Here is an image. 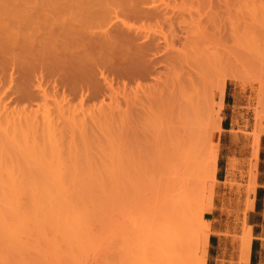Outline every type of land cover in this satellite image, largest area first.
Instances as JSON below:
<instances>
[{
  "label": "rangeland",
  "instance_id": "rangeland-1",
  "mask_svg": "<svg viewBox=\"0 0 264 264\" xmlns=\"http://www.w3.org/2000/svg\"><path fill=\"white\" fill-rule=\"evenodd\" d=\"M249 1L165 0V3L168 2V5H165L164 1H158L157 4L164 3V6L162 4L161 7H164V11H166V15L164 14L166 18L167 16H173L172 20L166 19L169 22L157 20L156 18L141 19L143 21L142 23L139 18L137 20L133 16L127 17L126 20L130 24L136 25L135 27L139 26L143 28L142 25L144 24L146 26H144L145 29H150L148 32H156L158 30V33L153 32V34H158L157 37L159 38L162 36L160 40L163 39V32L167 35H171L172 32V34H175L176 32L184 40L185 32L182 30V27L186 24V21H188L187 24L192 22L196 28L193 26L194 30L192 31V24H189L191 26V33H195V35L200 34L203 38L200 40V49L191 48L189 49L190 52L186 51V56H183L186 57L184 63L185 71L188 68V71L196 68V64L199 63L197 61L193 63L195 62L193 60H190L192 61L190 62L189 59L192 58L189 56H201V51L203 50L204 53L207 50L205 47L206 44L207 47L215 46L214 50L216 49L217 54H220V57L223 59H220V62L214 67H217V69L215 70L213 68L214 71L212 70L208 74L210 77H207V80L210 82L204 79V82L207 84L206 86L210 88V99L215 106L214 112L206 118V122L209 124L210 131L212 132L210 143L214 148H219L214 206L206 209L204 220L215 226L212 228L209 236V242L213 245L210 264L236 263V255L239 252V247L236 245L235 239L241 235V228L245 222L250 224L249 214L253 208H250L251 204L249 202L254 204L255 199L257 200L258 208L262 215L260 216V224L255 227L253 234V260L255 264H264V58L259 57L252 47L255 41L264 42V9L258 7V14H254L257 17H252L251 19L246 17V19H243L242 14L247 13V16H251V13L255 10L254 5ZM261 1L262 3L257 2L256 4L261 6L264 4V0ZM107 3L105 0H0V38H2V41L1 39L0 41L3 44V46L0 45L2 51V53L0 51V153L2 151L0 163L1 161L4 163L3 161L5 160L4 166H2V163L0 164V167L2 166V170L0 171L5 170L3 167H11V171L10 169H6L7 171H3V173H7L8 171L13 173L14 167H17L16 174L8 172L9 182H11V185L9 183V187L8 179L6 178L7 174L5 173L6 185H4L5 183L2 179L4 176L2 175L3 177L0 178L2 182H0V224H2V226L0 225V264H142V259L147 255L146 264H149V261L150 264H155V254L150 253L153 248L155 251L157 248V251L160 252V249L156 245H153L154 247L152 246V248L150 247L151 244H148V246L150 245L151 252L144 245L147 249L146 251L150 253L145 252L146 256L141 258L142 250L140 251L139 248H145L142 245L143 242L140 243V241H142L145 233L150 232L149 235H151L155 231L153 228H150L152 230L151 232L148 227L151 223L150 215L152 216L151 211L156 191H154V173L151 172L150 162L140 156V154L143 155V152L139 151V156H136L138 151L135 150L136 148L133 144H135V141H138L136 139L133 141V138H141V135L136 134V126L132 125V123L135 124L136 108L139 107L136 104H132L135 95L133 91L136 89L135 85L138 83L146 87L147 85H152V83L155 84L156 79L152 75H148V78L146 76V79L145 77L144 79L143 77H133L132 79V76H126L121 70H118L119 67L116 68L117 65L116 67L110 65V67L114 66L113 68H109V66L99 67V65L97 66L99 70L94 71L93 69L91 72L92 78L96 79H91L88 84L91 82L90 85L94 88L97 87L98 90H93L91 86L92 88L90 89L94 93L96 91V94H98L101 90L102 92L96 95L97 97L94 95V98L91 96L93 95V91L90 94L91 90L87 89L84 91L87 92L82 97L83 91L79 90L78 92L80 93L76 92V94L70 93L65 87L63 89V85L60 82L59 84L62 86L55 83L59 80L55 79L54 77L56 75L54 76L53 74H57L58 71L52 69V72H48L47 69L50 66L52 67V65L46 64L47 66L39 67L36 72H33L30 69H26L27 62L29 63V57L27 62L25 60L22 63L19 62L24 58V54H26V51L24 52L23 48L20 51V46L17 45L18 43H15L18 42L16 40L20 39L21 36L26 35L25 37H21L19 43L23 44L20 41H24L25 46H27L26 48L29 46L32 49L35 45L39 49L35 37L30 38L35 34L34 31L36 32L35 36L39 40L41 37L46 38L50 36L51 32H58L56 30L58 28H61V30L69 29L74 32L78 31L79 28L82 30V22L80 21L78 23L80 16L82 19L84 18L83 16L87 17L84 18L85 20L83 19V24L86 23L84 21L89 19H95L94 21L98 22L99 17H102L101 19L103 17L105 18L107 9L112 7ZM106 6H108L107 9L105 8ZM167 11L170 12L167 13ZM240 11L241 15H239ZM96 12L101 13L100 16ZM88 14L90 16L93 15L92 17L94 18H89ZM95 14L98 18L97 21L94 16ZM123 18L125 19V17ZM35 19L39 22L35 23L34 21H37ZM40 22H42V25ZM54 22L57 23L54 24ZM246 22L251 23L244 26ZM27 23L29 24L27 25ZM34 23L36 24L35 27H33ZM44 23L45 25H43ZM171 23L173 24L171 25ZM63 24L66 26H63ZM12 25H18V27ZM46 25L50 26L46 28ZM236 25H239L240 28H237ZM256 25L260 26V28L256 27ZM73 26L77 29H73ZM49 27L52 28L50 29ZM45 28L52 31L49 33ZM161 29L163 32L160 31ZM233 29H235V32ZM160 43L162 45L164 42L161 41ZM13 44H16V46H13ZM7 45H11L13 48ZM163 45L161 47L163 50L160 48L156 54L157 56L155 55L156 57H162L161 55L164 54L162 52L164 51ZM176 45L179 49L181 43L178 42ZM242 45L249 47H244L246 50L248 49V51L245 50L243 52L244 54L240 52V50H244ZM21 46L23 47L24 45ZM14 47H16L15 49L19 48L18 51L20 53ZM7 48H9V51H7ZM53 51L60 52V49ZM8 52L12 53V55ZM198 53L199 55H197ZM183 54L185 53L183 52ZM29 55L32 54L30 53ZM15 60H17L18 65L15 64L16 62H13ZM188 62L189 65L190 63L193 64L190 66L186 65ZM159 64L157 65L158 69L167 71L164 63L160 64L162 67ZM40 68L41 70L43 68L46 70L43 69L41 71ZM100 68L104 74L100 72ZM40 73L41 76L42 73L45 75L43 74L40 77ZM51 73L53 77L49 76ZM70 73L68 71V79L70 78ZM59 74L60 72L57 75L59 76ZM102 74L103 76H107L106 79L109 82L106 79V81L104 80ZM93 75L97 76L95 77ZM52 79L57 81L54 82ZM94 81L97 82V85L100 82L99 87H102L99 88L96 86ZM42 82L43 85L39 87L38 85L40 84L38 83L42 84ZM110 85H112L111 88ZM54 86L56 87L54 88ZM42 89H46L45 93L48 92L46 94L48 96H45V98L43 96L44 94L42 95L44 92L41 91ZM225 90L230 93V98L228 100L229 104L224 106L223 95ZM97 91L99 92L97 93ZM139 92H141L139 95L141 94L145 98V94L142 91ZM85 94L88 97H85ZM112 96H116L120 102H115L117 100L116 98L112 99ZM84 97L85 102L83 101L82 103ZM66 101L69 102L68 108L66 107L67 105L61 106V103L65 104ZM111 102L114 103V106ZM56 103L61 106H59L60 109ZM98 106L99 108L103 107V110L101 108L98 109ZM64 107L68 110L64 109ZM70 107L71 109L73 108L71 110L73 113L70 112L73 114H71L72 117L69 115ZM75 109H78L76 111L77 113H74ZM44 110L48 111L46 113L47 115L50 110V113L53 114L52 117L57 121L53 118L50 120L52 122L55 121L57 123L56 125L59 123L61 128L56 126L55 129V123H53L54 130L51 127H43V121L45 120L42 118V115H45L43 114L45 112ZM60 114H62L61 117ZM25 115L27 116L25 117ZM224 115H227V124L222 122ZM16 117L17 119L13 120ZM28 117L30 122L26 120ZM47 117L49 118L51 116L48 115ZM18 119L23 121L21 122ZM130 120L131 122H129ZM127 121L129 124L131 123V126H126ZM141 125L146 130L149 128L146 122H143ZM224 125L228 128L227 130H223L222 126ZM121 127L123 130H121ZM42 130L43 132H41ZM45 130L47 134L43 136ZM48 131L52 132V134L49 133L51 137H49ZM63 133L66 134L65 137L61 135ZM60 137H63L65 141L63 138L61 140ZM58 138L60 139L59 142ZM49 139H51L50 142L47 141ZM4 143L8 147L10 146L9 148L12 151L7 150L8 147ZM51 144L54 145V149L49 146ZM48 149L51 150L48 151ZM57 150L60 158L56 154ZM48 152L50 154L53 152V157ZM137 157L139 158L137 159ZM132 159L134 161L137 159L140 165ZM13 162L17 165H13ZM57 163L59 169L52 171V169H56L53 166ZM27 172L29 174L31 173L30 175H34L32 176L33 180L31 176L29 178ZM55 172L58 174L62 172L61 176H58V179L56 176L57 173ZM52 174L56 176L53 177V182L50 180ZM36 175L39 176V179L42 178L40 179L41 182L44 178L42 175L46 176L44 181L48 183L43 181V184H38L40 182L38 179V186H36V182H34V180H37ZM55 179L60 181L57 183ZM19 180L22 181L19 182ZM25 181L30 186L24 184L23 182ZM26 188L28 190L31 189V191L33 188L34 191L30 192L31 195H29ZM11 189H13V192H11ZM16 189L19 192L14 191ZM247 189L250 190L249 193ZM35 190L37 191V200H34L32 195L34 194L35 197ZM49 190L51 191L50 193ZM19 193L21 194L19 195ZM41 194H44V196ZM51 194H55V196ZM30 196H32V200ZM50 196L55 198H51ZM40 197L42 200H39ZM45 197H50L49 200L52 203L54 202L51 205V202L48 201L52 206H49L50 209H48L49 203H46L48 199L44 200L46 199ZM44 201L47 204L46 206ZM51 208L56 209L54 211ZM13 210H16V212ZM56 210L61 212L60 215H58L59 212ZM49 212H52L55 216ZM252 219H255V216H252ZM63 222L64 224L62 225ZM146 222H149L148 225ZM139 224L140 227L143 226L142 231L138 226ZM134 231L138 234L136 235ZM139 234L141 235V239ZM212 234L214 235L213 238H211ZM146 237L148 238L149 236L146 234ZM15 239H17L16 242ZM148 241L150 243V240ZM145 242L146 240L144 238ZM202 242L203 240L201 244ZM12 243L15 245H12ZM208 245H205L206 250H208ZM205 257L207 260V256Z\"/></svg>",
  "mask_w": 264,
  "mask_h": 264
},
{
  "label": "bare ground",
  "instance_id": "bare-ground-1",
  "mask_svg": "<svg viewBox=\"0 0 264 264\" xmlns=\"http://www.w3.org/2000/svg\"><path fill=\"white\" fill-rule=\"evenodd\" d=\"M105 1H107L108 2L107 4H110L112 7L110 5H108L111 7L110 9H107L108 6L105 7L107 9V14H106L105 18L103 17V19H101L102 17H99L100 19H98L96 14H99L98 16H100L101 13L96 12V14L94 16L96 17V21L98 19V22H95L94 21L95 19L94 20L92 19V18H94V17H92L93 15L90 16L89 15L90 13H89L88 17L89 18L92 17L91 18L92 20H90L89 18L88 19L92 22H90L89 20L86 19L89 22L87 23V21H84L86 23L83 24V19L87 18V17L83 16L84 18L82 19L81 16L79 15L80 20L78 23H80V21H81L82 27L79 26L78 24H76V25L83 28L82 30H80V28H79L78 31L74 32V31L69 30V29L61 30V28L60 29L58 28V29H56V30H58V32L56 31V33L55 32L52 33L51 32L52 30L49 31L52 27L51 28L49 27L50 29L47 30L46 29L47 26H50V25H46L45 29L49 33L51 32L50 33L51 35L46 37L47 39L45 37L43 38L40 36L42 39L40 38L39 40H38V37L35 36L36 32L34 31L35 34H33V35L30 34L32 36L31 37L29 36V37L30 38L35 37V40H37V42L36 41L35 42L39 46V49L35 45L33 46L34 48H32V49L29 46H28V48H26L27 46H25L26 44H24V41H20V42H23V44L19 43V40L24 35L21 36L20 39L16 40L18 42H15V43L16 44L18 43L17 45L20 46L19 47L20 49L19 48L18 49L20 51H22L21 48H23V51L24 52L26 51V54H24V56H23L24 58L19 62L22 63V62H24V60H25V62H27L28 61L27 59L29 57L30 59H29V63L27 62V65H26L27 68L26 69H30L33 72H36L37 69H39V67H43L46 64L52 65V67L50 66V68L49 67L47 68L48 72L49 71L52 72V69L53 70L56 69L58 72H60L59 76L57 75L58 72H57V74H53L54 76L55 75L58 76L57 78H56V76L54 78L59 80V81H57L55 79H52V80L54 82L57 81V82H55L57 84H59V82H60L63 86L61 84H59V85L62 86L63 89H65V88L68 89V92L70 91V93L76 94V92H78L79 90L83 91L82 95L80 94L82 97L84 96L83 94L87 92V91L84 92L85 90H87V89L89 90L90 88L93 87L92 85H90L91 82H90V84H88V82L91 79H94L91 76V72L93 69H94V71L99 70V68L97 67L99 65H100L99 67H108L109 66V68H113L114 66L116 67V65H117L116 68L119 67L118 70H121L126 76H132V79H133V77L134 78L135 77L136 78L137 77H140V78L143 77V79L145 77V79H146V76L148 78V75L149 76L152 75L153 78L156 79L155 80L156 82H154L155 84L152 83V85H149V86L147 85L148 87L147 86L143 87V86H141V84L137 83V85H135L136 89L133 91V93H135L134 99L132 100L133 103L131 102L132 104H136L137 106H139L136 108L137 113L135 115V124L132 123V125L136 126V129H135L136 134L141 135V138H138V139L133 138L134 139L133 141H135V139H136L138 142L135 141V144L137 146L135 144H133V146H135L136 149L133 146L132 147H133V149L138 151V154L136 156H139V151L143 152V155L140 154V156L144 157L146 159V161L150 162L151 172L154 173L153 174L154 175V181L156 182V184L154 182V187L156 188V190L154 188V191H156V192L154 195L155 198H154L153 208L151 211L152 216L150 215L151 213L149 214L150 219H151V223L148 227L149 229L153 228L155 231L151 235H149L150 232L145 233V236L142 238V241L139 240L140 243L143 242L142 245L145 248V249L139 248L140 251L142 250L141 251L142 252L141 258L146 256L145 255L146 254L145 252H147L146 247L151 252L150 247H152L153 245H156L160 249V252L157 251V248L155 251V249L153 248L154 246L152 247L153 249H152L151 253L148 251L150 254H152V253H153V255L155 254L154 255L155 264H206V257L205 256H207L208 250L205 249V245H208L210 233L212 231V228L215 226L212 225V223H210V222H205L204 220H205L206 209L214 206L215 188L217 185V183H216V181H217L216 180V172H217V163H218L219 152H218V149L214 148L210 143L212 132L210 131L209 124L206 122V118L209 114L214 112L215 106L212 103V100L210 99V93H209L210 88H208L206 86L207 84H206V82H204L205 81L204 79L207 80L208 79L207 77H210V76H208V74L213 70V68L218 64V62H220V59H222V58L220 57V54H217L218 53L217 50L216 49L214 50L215 46L209 45L210 47H207V44H206L205 47L207 48V50L204 53H203V50L202 51L200 50L201 56L193 57L192 55H190L189 57L192 59H189L187 57V59H189V61L190 60L195 61L193 63H196V61H197L199 64H196V68L192 69L193 71L191 70V68H190L191 71H188L189 68L185 71L184 70V63L186 61L185 60L186 57H183V56H186V51L190 52L189 49L199 48L200 40L203 38L200 36V34H198L199 32L197 33L198 35H195V33H191L190 27L192 26V28H193V26H194V24H192V22L187 24L188 21H186V24L182 27V30L185 32V36H184L185 39L184 40H182V38H180L176 34V32H175V34H172L173 33L172 32L171 35L170 34L167 35V34H164L165 32H163L162 29L160 31L163 32V34L161 33L163 35V39L160 40V38L162 36L159 38V37H157L158 34L154 35L153 32H155V31H153L152 28H151V30L153 32H151V31L148 32L150 29L148 30L146 28L147 29L146 30L145 29L146 26L144 24L142 25V27L144 28L143 29L139 26L135 27L136 25H132L126 20H127V17L129 18V16L130 17L133 16V17H136L137 20H138V18L140 20L141 19H156L157 18V20H161V21L164 20L165 22H169L166 19L172 20L173 16L172 17L167 16V18H166V16H165L166 11H164L165 10L164 7L163 8L161 7L162 4L164 6L165 0H158V1H164V3H162V4H157V2H158L157 0H109L110 2L108 0H105ZM250 1L252 2V5H254L255 10H253L254 12L251 13L252 15L250 14L251 16H247L248 15L247 13L242 14L243 17L242 16L241 17L243 19L244 18L246 19V17H248L249 19H251L252 17H257V16H254V14L255 15L258 14L259 8L264 9V4H262L261 6H258L256 4L257 2L262 3L261 0H250ZM111 3H113V4H111ZM167 3L168 2H166L165 5ZM101 7H102V5H101ZM96 11H99V10L97 9ZM89 12H90V10H89ZM169 12L170 11H167V13H169ZM85 15L87 16V14H85ZM171 15H172V13H171ZM239 15H241V11H240ZM123 17H125V19ZM75 18L77 19V17H75ZM240 18H238V19H240ZM73 19L74 18H72V20ZM35 20H37V19H35ZM61 20L63 21V19H61ZM185 20H186V18H185ZM191 20H193V19H191ZM62 21H60V22H62ZM73 21H75V20H73ZM34 22L36 23L39 21L37 20ZM57 22H54V24ZM66 22H67V20H66ZM141 22L143 23L142 20H141ZM13 23H14V21H13ZM35 23L33 24L34 25L33 27H35V25H36ZM40 23L42 25V22H40ZM47 23H49V22H47ZM248 23H251V22H246V24L244 26H247ZM21 24H23V23L21 22ZM28 24L29 23H27V25ZM31 24H32V22H31ZM50 24H51V22H50ZM168 24L170 25V23H168ZM172 24L173 23H171V25ZM189 24L190 25L192 24V25L190 26ZM9 25H11V24H9ZM37 25H38V23H37ZM43 25H45V23ZM67 25H68V23H67ZM12 26L18 27V25H12ZM38 26L41 27L40 25H38ZM61 26H59V27H61ZM63 26H66V25L63 24ZM236 26H237V28H240L239 25H236ZM256 27L260 28V26H258V25H256ZM43 28H44V26H43ZM54 28H56V27H54ZM54 28H53V31H54ZM233 28H235V27H233ZM12 29L17 30L18 28H12ZM73 29H77V28H74V26H73ZM144 30H146V31H144ZM154 30H157V29H154ZM191 30L193 31L194 28ZM157 31L155 33H158ZM173 31H174V29H173ZM233 31L235 32V29H233ZM16 33L18 34V32H16ZM29 33H30V31H29ZM191 34L192 35L194 34V36H192ZM0 39L2 41V38H0ZM1 41H0V45L3 46ZM33 41H32V43H33ZM161 41L164 42V43H162V45L164 44L163 45L164 51H162L164 54L161 55L162 54V52H161L160 55L162 57H156L157 56L156 54L159 52L160 48L162 47V45L160 43ZM6 42H7V40H6ZM178 42L181 43V46H180V48L182 47L181 50H180V48L178 49V47L176 45V43H178ZM205 43H206V41H205ZM16 44L15 45L13 44V46H16ZM20 44L24 45V46L22 47ZM11 45H12V43H11ZM11 45L10 46L7 45V46L11 47ZM242 46H243L244 50L243 51L240 50L241 53H243L246 50V48H249V47L244 46V45H242ZM4 47H5V45H4ZM24 47H25V49H24ZM53 47H54V49H53ZM244 47H246V48H244ZM252 47H253V50L256 51L255 53L259 57L264 58V42L255 41V42H253ZM11 48H13V47H11ZM15 48L16 47H14V49ZM8 49L9 48H7V51H9ZM18 49H15V50L18 51ZM59 49H60V52H57L56 50H59ZM27 50H29V51H27ZM53 50H55L56 52H54ZM0 51H1V48H0ZM20 51H18V53H20ZM200 51H198V52H200ZM246 51H248V49ZM27 52H28V54H27ZM183 52L185 54H183ZM193 52L195 53V51H193ZM1 53H2V51H1ZM8 53H10V52H8ZM30 53L32 55H29ZM10 54L12 55V53H10ZM14 54H16V53H14ZM197 55H199V53ZM17 56H19V55H17ZM16 61L17 60H15L13 62H16ZM190 62H192V61H190ZM159 63L160 64L164 63L167 71H165V70L163 71L161 69H158L157 65ZM193 63H190V65ZM15 64L18 65V62H16ZM103 65H106V66H103ZM110 65H114V66L110 67ZM186 65H189V62ZM116 68H115V70H117ZM43 69H45V68H43ZM43 69L41 70V68H40L41 71H43ZM194 69H195V72H194ZM214 69L216 70L217 67ZM68 71L71 72L69 79L67 78ZM100 72H102L104 74V72L101 70V68H100ZM43 74L44 73H42V76H43ZM103 74H102V76H103ZM39 75H40V77H42L41 73ZM51 75H52V73L49 74V76H51ZM205 75H207V76H205ZM93 76L96 77L97 75H93ZM224 76H227V75H224ZM46 77H48V76H46ZM51 77H53V76H51ZM103 77L105 80L107 76H103ZM221 77H223V75H221ZM65 79L66 80L68 79V80L66 81ZM220 79H222V78H220ZM224 79H223V81H224ZM96 81L98 82V80H96ZM207 81H209V80H207ZM97 82H95V84H96V86L99 87L100 82L98 85H97ZM224 83H225V81H224ZM38 84H40L38 86L41 87L43 85V82H42V84L41 83H38ZM111 86L112 85H110V88H111ZM55 87L56 86H54V88ZM100 87H102V86H100ZM96 89H97V87L96 88L93 87V90H96ZM45 90L46 89L41 90L42 92L44 91L42 93V95L44 94L43 95L44 98H45V96L46 97L48 96V95H46L48 92L45 93L46 92ZM93 90L90 91V94ZM99 91H100V89H99ZM99 91H97V93ZM139 91H142V93L145 94V98L142 97L141 94L139 95V93H141ZM101 92H102V90H101ZM78 93H80V92H78ZM100 93H98V94H100ZM98 94H96V91H95V93L93 91V95H91V96L94 97V95H95V97H97L96 95H98ZM110 95H112V94H110ZM64 97L66 98V96H64ZM64 97H62L63 100H65ZM85 97H88V96L85 94ZM85 97H84V99L82 98L83 99L82 103L85 100ZM113 98L114 99L116 98V100H117L116 96L115 97L112 96V99ZM110 99H111V97H110ZM66 102H65V104L61 103V106L67 105L66 107L68 108L69 102H67V104H66ZM115 102H120V100L119 101L117 100ZM62 104H64V105H62ZM113 104L114 103H112V105ZM57 105H58L57 107L60 106L59 104H57ZM60 107H59V109H60ZM66 107H64V109H67ZM72 107H74V106H72ZM82 108H84V107H82ZM100 108L98 106V109H100ZM59 109L57 108V110H59ZM61 109L65 112V110L63 108H61ZM72 109L70 107L69 113L72 112L71 111ZM101 109L103 110V107ZM106 109H108V108H106ZM47 110H44L45 112L43 114H45V115H42V118H44V120H45V121H43V119H42V121L44 123L43 127H45V128L51 127V129H52L53 125H54L53 123H55L54 128L56 126L58 128H61L59 123H58V125H56L57 123L55 121L52 122V120H50L51 118H53L52 117L53 114L50 113V110H52V109L49 110L48 115L51 116L49 118L47 117L48 115L46 114V113H48ZM77 110L78 109H75L74 113H77L76 112ZM60 112H61V110H60ZM64 112H62V114ZM91 112H92V110H91ZM72 113L69 114L70 117H72L71 116ZM87 113H88V111H87ZM62 114H60V117L62 116ZM63 115H65V114H63ZM26 116L27 115H25V117ZM74 117L76 118L75 115H74ZM18 118H19V116H18ZM21 118L23 119V117H21ZM14 119H17V117L13 118V120ZM31 119L33 120L32 117H31ZM39 119H41V118H39ZM53 119H55V118H53ZM81 119H80V121H81ZM123 119H125V118H123ZM18 120L21 121V119H18ZM26 120H27V122H30L29 117ZM93 120H95V119H93ZM27 122H26V124H27ZM83 122L85 123V121H83ZM129 122H131V120ZM143 122L148 123L149 128L147 130L145 127H143L141 125ZM15 124H16V121H15ZM26 124H24V125H26ZM36 124H38V123H36ZM129 125L131 126V123L129 124L127 121L126 126L129 127ZM27 126H28V124H27ZM54 128L52 130H54ZM131 128H133V127H131ZM43 130L41 132H43ZM62 130L64 131L63 128H62ZM62 130H61V133H62ZM121 130H123V128ZM56 132H57V130H56ZM49 133L52 134L51 131L50 132L48 131V134ZM54 133H55V131H54ZM44 134H47L46 130H45V133H43V136H44ZM51 134H49V137H51ZM122 134H123V132H122ZM126 134H128V133L126 132ZM55 135H57V134H55ZM61 135H64L63 137H65L66 134L63 133ZM45 137L47 138V136H45ZM63 137H60L61 140ZM44 140H46V139H44ZM50 140L51 139H49L47 141L50 142ZM63 140L65 141L64 138H63ZM59 141H60V139L58 140V142ZM56 142H57V140H56ZM58 142H57V144H58ZM129 143H130V141H129ZM4 144L6 145V147H8V145L6 143H4ZM52 144L49 145V146H51V148L54 146ZM130 144L132 145V143H130ZM59 145H61V144L59 143ZM125 145H127V144L125 143ZM1 146H3V145H1ZM8 148H7V150H10V148L9 149ZM53 149H54V147H53ZM2 150H4V149H2ZM50 150L48 149V151H50ZM135 150H133V151H135ZM10 151H12V150H10ZM1 153H2V151H1ZM1 153H0V155H1ZM53 154L54 153L51 152L50 155L53 157ZM56 154L58 155V150H57ZM59 156L60 155H58V157ZM2 157H3V155H2ZM133 158H136V157H133ZM138 158L139 157H137V159ZM4 159H5V157H4ZM137 159L135 161L133 159L132 160L134 162H137ZM3 162L5 163V160ZM1 163H2V161H1ZM4 163H2V166H4L3 165ZM6 163H8V162H6ZM137 163H139V162H137ZM15 164L16 163H14L13 165H15ZM57 165H58V163L55 165L56 167L52 165L54 168H56V169H52V171L53 170L56 171L59 169ZM139 165H140V163H139ZM6 166H7V164H6ZM10 166H12V165H10ZM1 167H0V170H2ZM3 168L5 169L3 171H7L6 169H8V170L10 169V171H11V167L10 168L3 167ZM16 168L17 167H14L13 173L10 171H8V172L11 174H16L15 173ZM3 171L2 172L0 171V175H1L0 178H2L4 176L2 178L3 182L5 183L4 185H6L7 181H8V187H9L11 185V182H9L10 181L9 175H8L9 173L5 172L7 174L6 175L5 173H3ZM30 171H32V170H30ZM55 173H57V172H55ZM61 173L62 172H59L60 175L58 173L56 174L57 179H58V176H61ZM30 174L28 176H29V178H30V176L32 178V176H34V175H30ZM66 175H67V173H66ZM36 176H37V180H34V182H36V186H38L37 181L39 179V176L38 175H36ZM54 176H55V174H54ZM54 176L52 174V178L50 179V180H52V182L54 180V178H53ZM5 177L8 179V180L6 179L7 181H5ZM18 177H19V173H18ZM42 177L45 178L46 176L42 175ZM22 178H23V176H22ZM44 178H43V181H44ZM15 179H17V178L15 177ZM24 179H25V177H24ZM40 179H42V178H40ZM32 180H33V178H32ZM60 180H61V178H60ZM21 181L19 180V182H21ZM56 181L57 180L55 179V182ZM59 181H57V183ZM25 182H23V183L27 184V181H25ZM42 182L40 180V182H38V184L42 183ZM9 183H10V185H9ZM49 183H51V181H49ZM224 183H225V181H224ZM27 185H29V184H27ZM17 186H19V185H17ZM25 187H26V185H25ZM44 187H45V185H44ZM26 189L28 190V188H26ZM26 189H25V191H27ZM34 189H36V188H34ZM39 189H41V188H39ZM11 190L10 191L13 192V189H11ZM17 190L18 189L14 190V191H17ZM33 191H34L33 188H32V191H31V189L28 190L29 195H31L30 192H33ZM17 192H19V191H17ZM35 192H36L35 197H34V194H32V195H33L34 200H37V198H36L37 191L35 190ZM50 192L51 191L49 190V193ZM247 192L249 193L250 190L247 189ZM223 193H225V192H223ZM245 193H246V190H245ZM20 194L21 193H19V195ZM44 194H41V195L44 196ZM14 195H13V198H14ZM29 195H27V196H29ZM51 195H53V194H51ZM53 196H55V194ZM30 198L32 200V196H30ZM45 198L46 199H44V198L43 199L44 200L48 199L46 202L48 204L49 203L48 201H50V200L47 197H45ZM53 198H55V197H53ZM28 199H29V197H28ZM39 200H42V198L40 197ZM51 200H53V199H51ZM39 202H41V201H39ZM44 203H45V201H44ZM46 203H45V206L47 205ZM40 204H42V202ZM52 204H54V202L53 203L51 202V205ZM249 204H251L250 208H253L254 204H252V202L251 203L249 202ZM249 204H247V205L249 206ZM51 205L49 203L48 207ZM60 206H62V205H60ZM12 208H13V206H12ZM53 208H51V210ZM48 209H50V207ZM55 209H53V210L55 211ZM13 211L16 212V210H13ZM56 211L59 212L58 215H60L61 212L59 210H56ZM49 213H52V212H49ZM53 215L55 216V214H53ZM58 215L56 214V216H58ZM60 219H61V217H60ZM60 219H59V221H60ZM144 221H146V219H144ZM149 222H150V220H149ZM148 223H147V225H148ZM63 224H64V222L62 223V225ZM140 224L142 225V223H140ZM140 224L138 226H139V228H141V231H142L143 226L140 227ZM151 224H152V226H151ZM0 225L2 226V224H0ZM138 226H137V228H138ZM137 228H135V229H137ZM134 232L136 233V231H134ZM137 232H138V230H137ZM139 232H140V230H139ZM151 232H152V230H151ZM66 234H68V233L66 232ZM137 234L138 233H136V235ZM142 234H143V232H142ZM146 234H147V236H149L148 238H150V236H151V238L148 239L146 237ZM6 235H8V234H6ZM144 238L146 240L145 243H144ZM140 239H141V235H140ZM16 240L17 239H15V242H16ZM148 240H150V243H148L149 242ZM202 240H203V242H202L203 245L201 244ZM252 241H253V226L248 224L247 222H245V224L241 228V235L235 239L236 245L239 247V252L236 255L237 261L235 264H249L250 263ZM148 244H151V246L149 245L150 246L149 247ZM12 245H15V244L12 243ZM156 252H158V253H156ZM147 256L144 257V259H142V264H143V262H145V264L147 263L146 262ZM149 257H150V255H149ZM148 261H149V259H148ZM148 263L150 264V261Z\"/></svg>",
  "mask_w": 264,
  "mask_h": 264
},
{
  "label": "crops",
  "instance_id": "crops-1",
  "mask_svg": "<svg viewBox=\"0 0 264 264\" xmlns=\"http://www.w3.org/2000/svg\"><path fill=\"white\" fill-rule=\"evenodd\" d=\"M229 98H230V93L225 90L224 95H223V104H224V106L229 104L228 103ZM226 118H227V115H224V119L222 120V122H224V124H227ZM222 128H223V130H227L228 129L225 125L222 126ZM218 152H219V148H218ZM217 167H218V163H217ZM216 176H217V172H216ZM261 215H262V213L259 211L257 200L255 199L254 207L252 209V212H250V214H249V223L253 225V234H254V231H255V227H257L260 224V216ZM252 216H255V219H252ZM213 237H214V235L212 234L211 238H213ZM207 249H208V253H207L206 264H210V261H211V258H212V253L211 252H212V249H213V245H212L211 242H209V245H208ZM252 252H253V249L251 250V255H252ZM249 264H251V257H250V263Z\"/></svg>",
  "mask_w": 264,
  "mask_h": 264
},
{
  "label": "trees",
  "instance_id": "trees-1",
  "mask_svg": "<svg viewBox=\"0 0 264 264\" xmlns=\"http://www.w3.org/2000/svg\"><path fill=\"white\" fill-rule=\"evenodd\" d=\"M253 243H255V242H253ZM253 257H254V255H253V252H252V255H251V264H254Z\"/></svg>",
  "mask_w": 264,
  "mask_h": 264
}]
</instances>
